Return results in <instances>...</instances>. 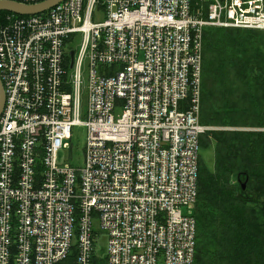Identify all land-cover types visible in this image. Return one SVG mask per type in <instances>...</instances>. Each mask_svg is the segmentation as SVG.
<instances>
[{
  "label": "built area",
  "instance_id": "1",
  "mask_svg": "<svg viewBox=\"0 0 264 264\" xmlns=\"http://www.w3.org/2000/svg\"><path fill=\"white\" fill-rule=\"evenodd\" d=\"M213 1L212 25L264 29V0ZM82 2L0 19V264H58L74 245L75 264H92L100 231L108 235V264H194L190 209L205 127L201 46L192 39L205 26L184 31L186 0H176L178 8L134 0L130 12L118 4L105 22L91 18L96 0ZM164 21L172 31H151ZM185 97L194 103L182 112ZM76 125L87 128L82 167L59 160Z\"/></svg>",
  "mask_w": 264,
  "mask_h": 264
},
{
  "label": "trees",
  "instance_id": "2",
  "mask_svg": "<svg viewBox=\"0 0 264 264\" xmlns=\"http://www.w3.org/2000/svg\"><path fill=\"white\" fill-rule=\"evenodd\" d=\"M203 44L200 121L219 128L200 138L214 161L200 153L194 264H264V130L240 129L264 128V29L206 26ZM76 257L74 245L58 264Z\"/></svg>",
  "mask_w": 264,
  "mask_h": 264
},
{
  "label": "bare ground",
  "instance_id": "3",
  "mask_svg": "<svg viewBox=\"0 0 264 264\" xmlns=\"http://www.w3.org/2000/svg\"><path fill=\"white\" fill-rule=\"evenodd\" d=\"M62 1H64V0H61L59 2H62ZM89 1H91V0H83V2H82L83 6L88 5ZM159 1L161 3H163L165 6L174 4L175 8H178L176 0H159ZM186 1L191 6V11H190V13H188L185 16L184 31H188L192 27H196V26H199V25H202V27L203 26H205V27L206 26H223V25H212L214 23V21H215L214 18L217 16V14H216L217 4L213 0H201V1H203V3H205L206 6H204V4H202V5L198 6V7H194L193 6L192 0H186ZM221 1L223 3H226V0H221ZM59 2H57L55 4V6L61 4ZM96 3L99 5V9L96 10L95 6L91 4V7L93 9L92 12H91V18H92V20L97 21V22H105V21H108V19L112 16V14L117 13L116 5H118V4H126L127 8H129L128 11L130 12L131 8L134 5V0H96ZM98 13H102V15H103L102 20H97L96 19V15ZM126 13L127 12H123L121 17H124ZM173 18L174 19L181 18V13L179 11H176L174 16H173ZM144 27L145 26L141 24V26H137L136 29L137 30H142V29H144ZM223 27H239V28H243L242 26L236 25V23L233 20H227ZM172 30H173V22L172 21H164V22H162L160 24L159 27H155L151 31L153 33H155L156 35L163 36L164 33L170 32ZM99 35L105 41L113 40L114 42H121L123 44H126L127 46L129 44H131L132 42L133 43L138 42L136 37H134L132 35H127V34L126 35H122V36H109V34H107V33H100ZM75 36H77V35H75ZM80 39H81V36L79 35V40L78 41H80ZM203 41H204V31H203V35H201L199 37H194L192 39L193 43H198L201 46L202 64H203V48H204ZM183 43H184V45H182L181 49L185 48L184 47L185 46V42H183ZM70 64H71V61H70ZM70 64H69V67H70ZM143 64L144 65H148L149 61L147 63H143ZM73 65H74V61H73ZM200 80H202V75L200 77ZM199 88L201 90L200 86H199ZM193 103L194 102H193V100L191 98H186V97L185 98H180L178 100V103H177V108H178L179 111H182V112L189 111V110L192 109ZM118 110H121V109H118ZM199 115H200V104H199ZM202 126L205 127V129H204V131L202 133V134H204L206 132V130L209 129V127L204 125V124H202ZM201 135L199 137V152H198L199 159H198V161L200 160V153H201V151H200V138H201ZM196 230H195V235H196ZM195 251H196V247H195Z\"/></svg>",
  "mask_w": 264,
  "mask_h": 264
},
{
  "label": "rangeland",
  "instance_id": "4",
  "mask_svg": "<svg viewBox=\"0 0 264 264\" xmlns=\"http://www.w3.org/2000/svg\"><path fill=\"white\" fill-rule=\"evenodd\" d=\"M4 16L2 15L0 19H2ZM103 15L102 13H98L96 15L97 20H102ZM85 107V95L83 96V108ZM116 113H119V110H117ZM207 126V125H206ZM210 130L211 128H219L218 126H208ZM242 130H264V128H251V127H245L240 128ZM206 130V131H208ZM87 141V128L85 125H76L72 129V138L70 140L71 144L69 147L64 148L60 151L59 154V160L63 163H70L76 167H82L84 165L85 160V145ZM202 157L204 156L205 161L208 162V165L213 166L214 161V151L213 148L208 149L207 151L201 150ZM243 182V181H242ZM190 213H193V208L190 209ZM182 211L184 214L189 213V208L183 207ZM94 225L96 228L100 229V222L99 218L95 217L94 219ZM107 245H108V235L104 231H100L97 237L95 250L96 253L100 256L105 255L107 251Z\"/></svg>",
  "mask_w": 264,
  "mask_h": 264
},
{
  "label": "water",
  "instance_id": "5",
  "mask_svg": "<svg viewBox=\"0 0 264 264\" xmlns=\"http://www.w3.org/2000/svg\"><path fill=\"white\" fill-rule=\"evenodd\" d=\"M59 1L61 0H44L39 3L27 4L16 0H0V10H6L21 15L37 14L48 10ZM70 57H71L70 67H72L74 61L73 59L74 50L70 51ZM3 106H4V92H3L2 82L0 80V114L3 110ZM239 181H241V179H239ZM245 185L246 183L243 182V188L245 187Z\"/></svg>",
  "mask_w": 264,
  "mask_h": 264
}]
</instances>
